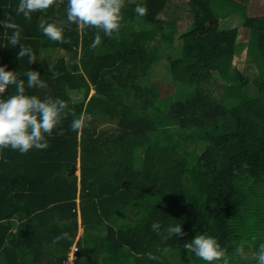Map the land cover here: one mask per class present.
I'll return each mask as SVG.
<instances>
[{
  "label": "trees",
  "instance_id": "16d2710c",
  "mask_svg": "<svg viewBox=\"0 0 264 264\" xmlns=\"http://www.w3.org/2000/svg\"><path fill=\"white\" fill-rule=\"evenodd\" d=\"M230 1L244 22L225 29L228 14L212 9V0H184L194 26L176 57L182 8L168 11L170 0H125L119 39L101 32L94 49L95 29L72 25L64 44L39 29L66 18L67 0L30 21L15 14L19 0H0V21L11 16L37 56L32 64L17 59L19 45L6 46L12 30L0 24V66L25 81L28 70L39 71L48 87L26 85L28 94L61 98L69 112L90 117L77 134L69 115L65 134L54 130L44 150H3L1 264H66L73 245L76 264H206L183 247L196 234L216 237L230 264H256L235 249L244 243L251 253L264 243V0ZM140 3L142 17L134 11ZM57 49L68 58L55 57ZM160 61L166 79L188 86L183 98L141 86ZM104 119L108 128L99 126ZM153 222L161 231L181 224L186 235L164 240ZM64 232L69 238L53 243Z\"/></svg>",
  "mask_w": 264,
  "mask_h": 264
},
{
  "label": "clouds",
  "instance_id": "9594fccd",
  "mask_svg": "<svg viewBox=\"0 0 264 264\" xmlns=\"http://www.w3.org/2000/svg\"><path fill=\"white\" fill-rule=\"evenodd\" d=\"M56 2L57 0H19L15 14L17 16L22 14L26 20L30 21L33 13L47 12ZM125 7V0H67L66 18H58L51 22L42 21L38 27L51 41L62 44L71 42L70 39L65 38L64 33L65 30H70L72 25H76L77 30L82 33L89 28L95 29V38L90 45L94 49L101 43V32L109 38L119 39L123 19L122 10ZM134 11L138 16H145L147 5L137 4ZM0 24L4 29L12 30L11 35L7 36L6 46L19 45L17 59L27 57L29 64L36 62L37 56L31 46L21 43L22 29L12 21V17L8 16L7 20L0 21ZM49 67L51 70V66ZM24 75L26 81L19 78L15 71L7 70L6 66H0V157L3 150L9 148L21 154H26L32 149L48 148V137L53 135L54 130L57 135L65 134L62 123L68 119L69 115L73 117L70 129L77 134L88 126L90 120V117L83 113L77 116L75 112H69L68 104L61 98L52 96L42 98L35 94H28L26 85L28 89H47L48 85L41 79V74L37 70L30 69ZM56 75L57 73L53 72V76ZM9 86H14V91L5 96ZM151 228L164 240H169L173 236L186 235L181 224L168 225L161 231L160 223L153 222ZM68 238L69 234L64 232L55 237L53 243ZM183 247L189 254L194 253L206 264H230L226 247H223L218 239L211 235L196 234ZM147 255L150 260L159 259L151 252ZM235 255L244 261L254 260L256 264H264V243H260L251 253L246 252L244 243H241L236 247Z\"/></svg>",
  "mask_w": 264,
  "mask_h": 264
},
{
  "label": "rangeland",
  "instance_id": "374dc122",
  "mask_svg": "<svg viewBox=\"0 0 264 264\" xmlns=\"http://www.w3.org/2000/svg\"><path fill=\"white\" fill-rule=\"evenodd\" d=\"M131 1V0H129ZM169 2V9L168 11L172 10L171 12L175 11L177 6H180L182 9L179 10V17L180 19L176 23V32L174 35V44L173 48L171 49L172 56H178L179 51L181 49L182 44V37L181 35L186 33L188 30L192 29L194 26V17L193 15L187 10V5L184 0H170ZM247 2L250 0H242L241 2ZM212 9H214L219 14L222 13L224 15H227V17L221 19L220 24L223 28L228 29L232 28L234 26L241 25L244 20L241 17L239 13L236 14V12L232 11L234 8L233 3L230 0H212ZM252 8H254L253 5H251ZM167 15V14H166ZM137 28V27H136ZM138 29V28H137ZM55 57L58 56H64L68 58V54L63 49H57L54 53ZM53 61V60H52ZM51 61V62H52ZM165 62L160 61L159 64L157 63L154 68L151 70V72H148L147 75H144L143 77H140L141 80V86H155L159 89L158 97L164 98L165 96H173L180 98L184 97V90L186 91L188 89V86L186 84H183L181 82H170L168 79H166L164 76L166 75L164 73L163 65L165 66ZM248 67H250V73H257V68L255 67L254 63H251ZM221 82V81H220ZM255 89L253 88L252 91H248L251 95H253V91ZM94 92V89H91V93ZM221 87H218V91H215L216 97H219L221 95ZM123 101L126 100L125 96L122 97ZM110 121L107 119L103 120L100 123V128H108ZM138 167L140 166V162H137ZM78 172V170H77ZM130 217V216H128ZM104 226V225H103ZM0 260V264H1ZM246 264V263H244Z\"/></svg>",
  "mask_w": 264,
  "mask_h": 264
},
{
  "label": "built area",
  "instance_id": "2783aa9c",
  "mask_svg": "<svg viewBox=\"0 0 264 264\" xmlns=\"http://www.w3.org/2000/svg\"><path fill=\"white\" fill-rule=\"evenodd\" d=\"M78 259V245H73L70 256L65 260L66 264H76Z\"/></svg>",
  "mask_w": 264,
  "mask_h": 264
},
{
  "label": "crops",
  "instance_id": "0c3cea01",
  "mask_svg": "<svg viewBox=\"0 0 264 264\" xmlns=\"http://www.w3.org/2000/svg\"><path fill=\"white\" fill-rule=\"evenodd\" d=\"M77 201L79 202V198H77ZM78 211H80V209H78Z\"/></svg>",
  "mask_w": 264,
  "mask_h": 264
}]
</instances>
